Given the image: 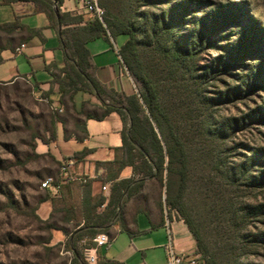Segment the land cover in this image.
<instances>
[{
    "label": "trees",
    "instance_id": "1",
    "mask_svg": "<svg viewBox=\"0 0 264 264\" xmlns=\"http://www.w3.org/2000/svg\"><path fill=\"white\" fill-rule=\"evenodd\" d=\"M20 2L32 3L34 14L47 16L50 26L59 33L65 60L62 68L55 64L47 67L48 70L54 69L51 73L52 83L59 87L64 113L50 108L46 134H37L36 138L46 145L55 143L58 140V127L62 125L65 139L74 135L82 140L88 136L87 121H103L114 113L123 122V145L115 149L120 156L112 162H97V169L105 171L102 182H112L111 195L102 212H98V209L105 203V198L102 195L91 197V182L82 184L84 199L80 205L76 206L67 199V191H70L74 180L62 178L60 170L71 161L56 162L60 166L59 172L55 175L49 173L56 179L54 185L59 188V194L53 195L50 189H42L43 194L31 213L50 232V242L54 238V230L62 231L69 237L66 248L74 252L72 264H88L84 250L94 246L92 240L97 235L110 233L111 228L122 221V212L128 200L136 198L147 185L152 190L153 199L158 200L164 219L165 211L169 216L177 214L188 227L196 242L198 264H222L212 256L187 208L185 197L192 173L189 139L181 132L174 113L165 104L155 71L160 67L178 66L187 70L193 67L200 71L201 79L218 82L223 81L221 73L232 77L235 70L244 72L240 61L245 60L250 62V70H247L249 75H244L246 80L242 82V88L247 90V94L252 92L255 85L264 92V59L257 63L252 60V56L260 52L256 43L258 39L264 40V26L257 25L249 18L250 24L246 28H238L234 32L235 27L245 25L243 20L248 17L241 3L98 0L105 10L103 21H100L90 13L63 12L60 9L63 0H2L4 5L9 6ZM21 27L19 18H16L14 22L0 24V31L11 34ZM121 35L128 37L120 54L136 89L131 96L108 88L98 80L96 66L87 48V44L96 39L115 40ZM215 51L224 54L201 67L200 56ZM79 92L95 97L99 105L92 106L85 101L82 110L78 111L73 98ZM236 95L235 90H230L225 97L229 101ZM263 119L264 101L242 121L237 118L226 120V124L216 121L208 132L216 134L220 131L227 137L228 133L243 128L247 120L249 125H253ZM89 152L87 150L85 153ZM223 166V161L219 162L217 173ZM126 167H133L140 177L120 179ZM227 175L233 185L251 190L264 189V150H252V155L244 156L239 164H233ZM145 199H148L146 195ZM44 202L52 205L48 220H42L37 213ZM25 205L28 204L25 202ZM258 208L260 210L251 206L248 213L253 209L257 214L262 212L264 215V205ZM82 220L84 226L80 227ZM67 222H72L70 230ZM245 238L248 240L246 242L252 238L253 243L264 242V234ZM82 240H87L86 245H81ZM97 264L120 263L98 260Z\"/></svg>",
    "mask_w": 264,
    "mask_h": 264
},
{
    "label": "rangeland",
    "instance_id": "2",
    "mask_svg": "<svg viewBox=\"0 0 264 264\" xmlns=\"http://www.w3.org/2000/svg\"><path fill=\"white\" fill-rule=\"evenodd\" d=\"M209 2L244 5L248 17L243 20L245 25L235 27L234 32L246 28L249 18L264 26V0ZM257 41L260 52L252 56L256 63L264 59V40ZM220 54H202L201 67ZM248 63L241 60L244 72L235 70L232 77L221 73L223 81L218 82L201 79L200 71L193 67H160L155 71L165 104L189 139L192 173L185 197L187 208L207 248L222 264H264V242L253 243V238L246 242L245 238L264 234L263 213L253 209L248 213L249 207L260 210L258 206L264 205V189L233 185L227 175L233 164L252 155V150H264V119L253 125L247 120L243 128L227 137L220 131L208 132L214 122L226 124L233 118L242 121L262 105L264 92L260 86L252 81V92L247 94L242 88L244 75L250 70ZM10 66L0 65V80L9 78ZM262 76L264 79V73ZM230 90L237 95L227 101L225 96ZM50 114L49 104L40 100L27 82L0 83V264H68L67 256L62 254L63 243L56 239L50 242V232L31 213L43 194L42 180L60 169L51 154L41 158L35 155L41 152L35 147L41 144L36 136L46 134ZM59 144L66 154L67 144L63 140ZM221 161L225 166L217 173Z\"/></svg>",
    "mask_w": 264,
    "mask_h": 264
},
{
    "label": "crops",
    "instance_id": "3",
    "mask_svg": "<svg viewBox=\"0 0 264 264\" xmlns=\"http://www.w3.org/2000/svg\"><path fill=\"white\" fill-rule=\"evenodd\" d=\"M32 3L20 2L13 5H4L0 0V24L11 23L19 18L21 28L14 33L0 31V65L11 64V75L0 82H14L23 80L33 87L39 99L48 100V104L54 105L64 113L65 106L61 105V95L57 84L52 83L54 69L47 67L55 64L62 68L65 64L64 53L60 48L59 33L50 26L45 14L33 13ZM63 12H76L73 0L65 1ZM128 37L121 35L115 40L99 38L87 44V48L96 66V77L108 88L122 91L131 96L136 93L135 86L121 63L117 50L127 42ZM25 44L21 53L16 48ZM45 94H48L47 96ZM90 102L92 106L99 105V101L88 94L77 93L73 103L78 111L82 110L84 102ZM88 136L79 140L76 136L65 139L64 127H58V140L49 145L40 141L38 147L40 155H50L55 162L63 163L71 161L73 164L71 175L88 178L87 182L74 180L70 191H67V199L76 206L84 199L82 184L91 182V197L102 195L105 203L98 209L102 212L111 195L112 182L103 183L105 171L97 169V162H112L120 154L115 150L123 145V122L118 114H111L103 121L89 120L86 123ZM67 144V153L63 154L59 141ZM42 149V150H40ZM87 150L91 151L85 153ZM46 153V154H45ZM58 171L55 173L57 174ZM54 174V175H55ZM133 167L122 170L120 179H137ZM107 190H103V187ZM53 195L59 194V188H49ZM150 186L144 187L136 198L128 200L123 212L122 221L115 224L110 233H106L112 239L109 245L98 249V260L115 261L120 264H168L165 251L167 232L165 219L158 200L153 199ZM145 195L148 199H145ZM156 198V196H155ZM38 215L42 220L51 217L52 205L44 202L39 206ZM175 215V214H173ZM171 229L177 251L186 260L198 258L196 255V242L185 223L180 218H173ZM84 226V220L80 227ZM72 222H67L70 230ZM102 234V233H101ZM53 240L65 244L69 239L62 231H53Z\"/></svg>",
    "mask_w": 264,
    "mask_h": 264
},
{
    "label": "built area",
    "instance_id": "4",
    "mask_svg": "<svg viewBox=\"0 0 264 264\" xmlns=\"http://www.w3.org/2000/svg\"><path fill=\"white\" fill-rule=\"evenodd\" d=\"M68 0H63L62 5L60 6V9L64 11V3ZM75 2L76 12L78 13H90L95 15L100 21H103V17L105 15V10L103 7L100 6L98 0H73ZM25 49V44H21L16 48L17 53L23 52ZM119 54V58L121 63L123 64V60L120 54V50H117ZM125 71L128 73L127 68L125 67ZM42 100V99H41ZM45 102H48V100H44ZM51 109L53 111H57L58 113H61L62 110L54 105H51ZM70 171H72V163L64 164V166L60 170V175L62 178H67L69 180H81L82 182H87L88 178H80V176L77 175H71ZM56 182L55 177L48 176L46 177L42 183L41 188L42 189H49L54 188L57 189V187L54 185ZM103 190H107V187H103ZM177 214L172 216H169L168 213L165 211V229L167 232V243L165 245V251L168 259V264H198L197 258L195 259H188L186 260L184 256L179 253L175 247L174 243V236L171 229V222L173 218H175ZM112 239L107 235L106 233H102L97 235L93 240L94 246L91 249H85L84 254L86 256V261L88 264H97L98 262V254L97 251L99 248L109 245L111 243ZM87 240H82L81 245H86ZM62 254L66 255L68 258V264H72L74 260V252L68 248H66V245L63 244Z\"/></svg>",
    "mask_w": 264,
    "mask_h": 264
}]
</instances>
